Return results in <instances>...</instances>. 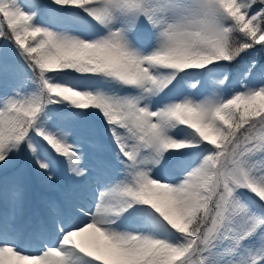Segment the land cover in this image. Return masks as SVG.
<instances>
[{
  "label": "snow or ice",
  "instance_id": "1",
  "mask_svg": "<svg viewBox=\"0 0 264 264\" xmlns=\"http://www.w3.org/2000/svg\"><path fill=\"white\" fill-rule=\"evenodd\" d=\"M0 264H264V0H0Z\"/></svg>",
  "mask_w": 264,
  "mask_h": 264
},
{
  "label": "rangeland",
  "instance_id": "2",
  "mask_svg": "<svg viewBox=\"0 0 264 264\" xmlns=\"http://www.w3.org/2000/svg\"><path fill=\"white\" fill-rule=\"evenodd\" d=\"M61 178H62V174H61Z\"/></svg>",
  "mask_w": 264,
  "mask_h": 264
}]
</instances>
